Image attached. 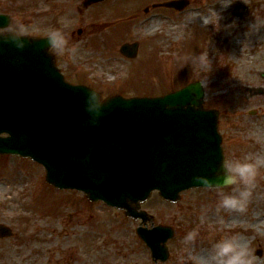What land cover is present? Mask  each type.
<instances>
[{
	"label": "rangeland",
	"instance_id": "374dc122",
	"mask_svg": "<svg viewBox=\"0 0 264 264\" xmlns=\"http://www.w3.org/2000/svg\"><path fill=\"white\" fill-rule=\"evenodd\" d=\"M53 1L56 0H12L15 23H22L25 31L48 33L52 26L49 27L48 22L45 24L39 16ZM57 1L61 6V25L71 24L76 18L73 16H76L77 0ZM133 1L134 8L140 11L146 4L151 6L167 0ZM189 2L183 12H156L154 17L145 19V24L141 25V29L144 26L142 56L136 61L123 59L117 51L118 45L101 42L88 52H75L70 63L86 76L80 80L89 79L91 86L103 97L119 90L123 93H127L126 90L139 92L152 84H163L164 88H158L160 92L176 90L185 82L198 80L206 91L205 108L220 112L219 130L223 136L226 161L245 157L264 159V0ZM121 3L126 5L131 0H122ZM27 4L32 10L30 27L24 23ZM150 27L155 29L150 31ZM138 36L131 34L127 39L134 40ZM77 43L75 41V46ZM204 53L211 61L210 68L196 59ZM248 87L262 89V93L252 91L251 94ZM248 111L256 114L248 115ZM260 168L264 174V163ZM9 171L10 177L0 181V223L9 227L13 234L10 238L0 239V264H37L42 261L66 264L71 259L70 248L48 250L46 245L50 241H75L71 229L77 220L64 221V212L59 214L60 205L59 210L52 206L47 214L41 207L47 198L54 200L64 191L50 188L40 181L44 172L33 162L0 156V177L8 176ZM32 197L34 200L29 201ZM216 200V193L205 189L186 191L177 203L164 201L157 193L152 194L142 207L152 217L148 222L154 226H169L175 231L174 237L167 242L168 260L158 264H196L194 257L202 255L204 258L211 241L232 234H238L241 242L249 247L256 257V264H264V179L259 180L244 213L222 210L217 214ZM32 205L35 210L29 208ZM202 209L208 211L204 224H200L199 219ZM119 217L109 219L108 228L90 232L86 226L83 244L91 242L92 247H96L93 252L101 253L91 264H154L148 249L135 234L136 225ZM197 225L200 226L201 239L192 247L186 246L183 236ZM63 230L68 236L61 238L59 233ZM32 257L36 260H31Z\"/></svg>",
	"mask_w": 264,
	"mask_h": 264
},
{
	"label": "water",
	"instance_id": "95a60500",
	"mask_svg": "<svg viewBox=\"0 0 264 264\" xmlns=\"http://www.w3.org/2000/svg\"><path fill=\"white\" fill-rule=\"evenodd\" d=\"M185 4L173 2L177 9ZM26 40L20 50L0 36V133L8 134L0 137V153L43 164L47 182L56 187L68 186L67 179L106 185L96 193L111 191L109 203L133 218L140 215L130 205L152 189L176 201L181 190L200 186L192 176L213 178L222 171L216 113L202 110L199 84L160 98L107 99L100 125L85 126L89 90L63 81L47 42ZM137 232L154 259L166 260L171 229ZM8 233L0 227V236Z\"/></svg>",
	"mask_w": 264,
	"mask_h": 264
},
{
	"label": "clouds",
	"instance_id": "9594fccd",
	"mask_svg": "<svg viewBox=\"0 0 264 264\" xmlns=\"http://www.w3.org/2000/svg\"><path fill=\"white\" fill-rule=\"evenodd\" d=\"M25 31L24 25L17 21L16 28L0 33L4 37L5 43L11 42L20 50L27 46L24 36L18 35ZM12 39L9 40L8 38ZM47 44L49 48L61 55L69 58L76 52V46L70 43L68 36L59 29L50 30L47 34ZM206 68L211 67V61L207 53L196 58ZM107 100L101 94L89 90L85 99V111L88 117L84 120V125L91 123L94 126L100 125V117L103 106ZM264 159L259 157H245L243 159L227 160L222 164V171H218L209 178L206 175H194L192 181L204 187L207 191L217 195L215 212L219 214L222 210L235 213H244L253 197L254 189L260 179H264L260 165ZM227 189V190H225ZM200 224H204L208 219L207 209L200 212ZM222 223V219H220ZM201 239L200 226L197 225L188 230L183 236L186 246L192 247ZM196 264H256V257L249 247L242 243L238 234L225 235L219 239L211 241L207 248V255L200 259L194 257Z\"/></svg>",
	"mask_w": 264,
	"mask_h": 264
},
{
	"label": "flooded vegetation",
	"instance_id": "af4514ba",
	"mask_svg": "<svg viewBox=\"0 0 264 264\" xmlns=\"http://www.w3.org/2000/svg\"><path fill=\"white\" fill-rule=\"evenodd\" d=\"M11 4H12L11 0H0V7L2 5L10 6ZM135 15H137V13ZM135 19H137V17H135ZM11 26H13V25H11ZM48 26L49 27L52 26V28H50L51 30L59 29L57 23H48ZM120 27H121V29L117 35L116 40L125 39L126 36L128 35V32H129L127 24H124V25L121 24ZM94 29H95V26L93 24H91L90 22H85L83 20H80V22L78 23V26L75 30L76 33H74V30L70 31L71 36L68 37L70 40V43L73 42L72 38L74 37V34H78V39L87 40L89 37H91L93 35L92 31H94ZM53 55H54V60H55L56 66L64 74L65 78L69 82L79 83L78 82L79 80L77 79V77L79 76L78 67L73 66L70 63L71 58H69L66 55H61L58 52H56L55 50H53ZM80 76H83V75L80 74ZM76 197H77V199H76L75 208L79 214H82L86 211L91 210L92 205L89 202H87V200L82 195H77ZM82 255L84 256V260H83L84 262L82 264H86L87 262H89L87 252H84ZM89 264H90V262H89Z\"/></svg>",
	"mask_w": 264,
	"mask_h": 264
},
{
	"label": "bare ground",
	"instance_id": "6f19581e",
	"mask_svg": "<svg viewBox=\"0 0 264 264\" xmlns=\"http://www.w3.org/2000/svg\"><path fill=\"white\" fill-rule=\"evenodd\" d=\"M208 21V17L206 18L205 22ZM151 29H154V27H151ZM250 35V34H249ZM231 83H235V81H231ZM200 259H203L202 255L199 256Z\"/></svg>",
	"mask_w": 264,
	"mask_h": 264
}]
</instances>
